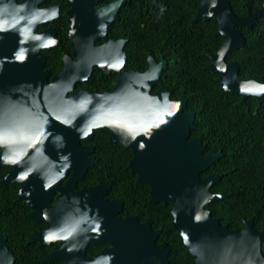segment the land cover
<instances>
[{
	"label": "water",
	"instance_id": "95a60500",
	"mask_svg": "<svg viewBox=\"0 0 264 264\" xmlns=\"http://www.w3.org/2000/svg\"><path fill=\"white\" fill-rule=\"evenodd\" d=\"M101 1L67 0L70 6L68 33L80 52L75 61L64 63L66 69L51 81L47 80L48 73L35 77L36 69L32 66L27 97L0 99L2 106L13 102L7 115L16 131L22 134L20 143L26 149L19 160L24 159L28 167L26 181L21 180L20 199L34 209L30 218L49 224L46 231L32 234L27 242L42 245L60 239V248L42 261L170 264L169 254L163 246H157L147 234L133 231L119 232L111 250H104L96 257L87 255L90 243L105 240L89 235L97 225L92 209L93 190H84L80 194L74 190L95 162L91 159L93 148L83 145V141L91 142L96 130L105 129L110 132L111 143L131 149L133 157L129 166L137 175V182L150 187L151 201L175 204L172 210L174 226L181 243L195 256L196 264H264V231L249 228V223H245L241 231H232L221 225L207 208L226 198L225 194L212 192L222 176L202 177L223 152L206 154L201 137L190 139L196 112L185 110L186 97L171 99L167 90L152 92L166 67L162 55L158 62L148 57L143 72L124 71L111 92L74 91L77 83L87 81L94 67L105 74L112 65L117 70L126 58L124 52L121 57L112 52V48L120 44L108 36V29L119 20L127 0H112L99 7L97 4ZM12 14L18 20L16 37L27 39L26 42L17 40V44H27L28 50L33 51L35 47L46 48L56 43L47 32L34 33L37 23L33 9L25 11L16 6L14 0H0V58L8 60L4 54L12 50ZM262 15L264 1L261 9L239 18L229 0H203L194 18L195 22L214 19L218 34L224 39L219 50L211 54L210 65L213 73L220 76L222 87L241 94L243 99L254 96L259 102H264V74L261 81L239 79V64L228 62L226 57L246 44V38L237 28L253 31ZM100 37L113 44L109 45L108 41L105 50L95 47L94 41ZM50 163L59 165L58 178L45 177L46 165ZM71 173L66 186H61L60 179ZM56 190L60 194L54 204L43 208ZM149 226L147 223L143 227L148 230ZM15 260L7 244V235L0 234V264H15Z\"/></svg>",
	"mask_w": 264,
	"mask_h": 264
},
{
	"label": "trees",
	"instance_id": "16d2710c",
	"mask_svg": "<svg viewBox=\"0 0 264 264\" xmlns=\"http://www.w3.org/2000/svg\"><path fill=\"white\" fill-rule=\"evenodd\" d=\"M202 1L127 0L114 27L120 30L122 25L126 26L123 35L128 39L129 69L144 71L148 55L165 58L166 67L153 90H169L171 99L186 97L185 110L196 112L191 136L202 137L208 145L206 152L222 150L223 155L202 177L223 175L212 192L229 197L207 208L215 218L229 216L238 227L244 218L264 211V102L254 96L243 100L241 94L227 91L220 76L211 70V54L219 50L224 39L218 34L214 19L194 21ZM229 1L234 14L242 18L261 9L264 0ZM237 30L246 38V44L226 58L239 62L240 79L251 76L259 80L264 72V15L256 21L253 31L246 27ZM96 88L102 91L103 86ZM94 134V141L100 142L101 154L132 157L131 149L109 141V131L99 129ZM92 175L93 170L87 179ZM142 189L145 199H149L150 187L143 185ZM3 192L0 193L3 213L0 229L8 233L7 243L16 256L15 264H63L39 260L44 252H39L37 244L26 242L28 234L36 228L26 217L27 206L18 202L17 196ZM162 207L166 209L161 210L162 216L173 230L170 208ZM176 238L173 264H196L195 256L181 243L178 234Z\"/></svg>",
	"mask_w": 264,
	"mask_h": 264
},
{
	"label": "flooded vegetation",
	"instance_id": "af4514ba",
	"mask_svg": "<svg viewBox=\"0 0 264 264\" xmlns=\"http://www.w3.org/2000/svg\"><path fill=\"white\" fill-rule=\"evenodd\" d=\"M14 1L16 6L21 7L25 11L30 8L34 10L37 23L34 33L38 35L47 32L51 36V39L55 40L56 43L46 48L35 47L33 51L28 50L29 46L27 44H17V40L18 42H26L27 39H18V37H16L18 32L16 28L18 20L16 19V15L12 14L10 19L14 26L11 31L12 37H10V39L12 40L10 48H12V50L10 53L4 54V56L9 57L8 60L6 57L0 58V99L9 100H11L12 98L24 99L27 97V95L29 94L28 89H30L28 83L31 81V77L29 76V74L31 72L32 66L33 69H36L37 75L35 77H39V74L41 73H48L47 80L51 81L54 77L58 76L63 72L64 69H66V65H64V63L71 60L75 61L77 59V55L80 54L78 48L73 45V40L68 33L70 23L68 21L67 13L70 10V6L68 5L67 0ZM110 2H112V0H103L97 5L100 7L104 3ZM125 4L122 6L121 11ZM115 22L110 25L108 29V36L111 39H115L117 43L120 44H116L114 48H112V52L117 53L118 55H120V57L124 52L126 55L124 63L121 66H118L117 70L114 69V66L112 65L111 67H109V71L105 74L98 70L97 67H94L91 75L87 78V81L77 83L74 91L90 90L98 93H102L105 91L111 92L113 89V85L119 78L120 74H122L124 71L133 70L129 69L128 67V39L123 35L126 26L122 25L121 29L119 30L114 27ZM108 41L110 43H108ZM108 41H106L104 37H100L99 39H96L94 41V45L95 47H103V50H105L106 46L104 47V45H106V43H108L109 45L113 44L112 41ZM19 47H21V49L16 50ZM148 57L153 56L148 55L146 57V63ZM153 58L157 62L160 60V58ZM232 61H235L239 64V62L236 60H231L228 62ZM263 74L261 75L259 80L255 78L252 79L261 81ZM249 78H251V76L241 79L247 80ZM102 86L103 88H101ZM96 87H100L102 91H98ZM157 90L162 89H155L152 90V92ZM71 95L72 94H70L69 96ZM20 103L22 104V102ZM2 105L3 103L0 104V193L4 191L3 193L5 194L9 193L14 197L17 196L16 200L18 202L25 203V205L27 206L28 211L26 213V217L36 224V228H34V230H32L30 234H28V240V238L32 234L46 231L49 228V224L44 220L36 221L30 218L29 215L34 212V209L28 202H23L20 199V193L22 189L21 180H23V182L26 181L28 177V167L24 159H22L21 161L19 160L21 158V154L25 152L26 149L24 148L25 146L20 143V137L22 136V134L16 131V127L11 123V118L7 115L11 112L13 102L10 101L7 106ZM191 135L192 134H190V139L199 137H192ZM203 143L205 144V153L209 154V152H206L208 146L207 143L204 142V140ZM83 145L93 148L91 159H94L95 162L94 165L90 167L85 178L77 184L74 192L80 194L84 190H93L94 193L91 196V200L93 202L92 209L95 223L97 225L89 231V235L94 237L95 239L105 240L102 243H90L87 247V255L89 257H96L104 250H111L114 247V244H112V242L115 240L114 238L118 236L119 232L122 234H126L128 231H133L137 234H147L148 238L153 239L154 243L157 246H163L164 250L167 251V254H169L170 264H173V261L175 262L176 260L174 242L177 239L176 235H179V233L174 226V221L172 222L174 226L173 230L171 229L170 225L166 223L164 217L162 216L161 210H166L162 206L169 207L170 214L173 216L172 210L175 204L171 202H159L157 204L153 203L151 201L152 198L149 192V199L146 198L148 205H145L146 199L144 191L142 189L143 184H139L137 182L138 177L136 174L132 173V170L129 166L133 154L130 158H128L126 154H101L100 142L99 140L94 141V138L91 142L83 141ZM20 148H22L23 150ZM14 153L16 154L15 157ZM17 153H19V155H17ZM117 161L120 162L116 163ZM128 169H130L131 174L129 173ZM91 170H93V175L91 179L88 180L87 177L88 174H90ZM72 175L73 173H71L67 178H61L60 185L66 186ZM58 176V164L50 163L46 165V178H58ZM221 176L223 178V175ZM12 178H15L16 180L10 181L9 179ZM86 179L88 181H86ZM59 194L60 191H54L50 202L44 204L43 208H47L53 205ZM225 195V199H227L229 196L227 194ZM13 207L14 204H12L11 208ZM2 217L3 213L0 212V223L2 221ZM45 218H48V216H46V213ZM217 219L220 220L221 225L228 227L232 231H241L242 229H244L245 223H249V228H252L255 231H264V211H260L258 214L250 216L249 218H244L241 222V225L238 227H235L237 224L234 223L229 216L222 215L221 218ZM147 223L150 226L148 230H145L143 226ZM0 234H6L8 242V233L2 232L0 229ZM32 243H35L40 247L39 252H44L42 256L39 257V260L41 262L60 261L64 264V261L61 259L52 261L41 260L42 258L49 255L52 251L60 248V239L53 240L42 245H39L37 242H31L28 244Z\"/></svg>",
	"mask_w": 264,
	"mask_h": 264
},
{
	"label": "snow or ice",
	"instance_id": "6c2138e0",
	"mask_svg": "<svg viewBox=\"0 0 264 264\" xmlns=\"http://www.w3.org/2000/svg\"><path fill=\"white\" fill-rule=\"evenodd\" d=\"M49 238H51V237H49Z\"/></svg>",
	"mask_w": 264,
	"mask_h": 264
}]
</instances>
